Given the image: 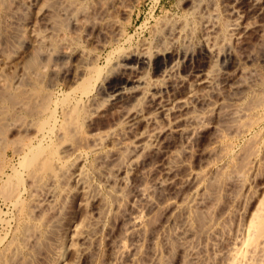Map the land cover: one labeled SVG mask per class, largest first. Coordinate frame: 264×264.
Returning <instances> with one entry per match:
<instances>
[{"label":"rangeland","instance_id":"374dc122","mask_svg":"<svg viewBox=\"0 0 264 264\" xmlns=\"http://www.w3.org/2000/svg\"><path fill=\"white\" fill-rule=\"evenodd\" d=\"M227 1L195 0L192 5L185 0H125V11H119V13L109 9L111 0H0V110H3V114L7 113L5 119L0 122L1 125L5 122V126L0 130L4 132L3 137L6 138V140L3 138L2 142H5L0 144V147L5 146L3 151L2 148L0 149V253L8 249L14 253V248H18V245L20 248L23 245L21 227H19L21 221H19L18 211L13 205L15 190L21 192L19 199L24 204L25 215L28 217L32 215V220L40 217V213L35 212L34 205L37 203L36 200L46 199L49 186H45L47 189L41 188L42 190L37 192L36 198H34L35 196L31 197L29 188L31 181L28 170L32 167H25L23 170L21 169L22 163H20L23 160V155L28 150L30 151L28 148L32 149L33 146L40 145L46 148H55L57 155L65 154L64 159H66H63L62 162L59 161L61 167L60 171L58 170V176L60 189L69 187L66 189L69 196L65 195L67 197L62 198V201H67H65L66 209L62 210L61 214H48V217L45 215L46 222L52 220L48 223L49 226L42 225L39 232L41 238H38V243L32 247L29 246V249H25L23 252L20 251V254L19 252L12 253L14 257L11 258V261L17 259L16 262H18L19 259L22 264H90L95 258L96 264H110L114 240L117 237L116 220L121 211L132 203L136 185L132 184V186L126 187L119 181L111 180L112 175L117 174L114 166L118 162L114 161L116 157L113 153H108L110 150L108 147L111 146L112 150L114 142L117 141V137H114L113 134L120 131V126L118 123H114V121L117 122L115 120L117 117H111L106 111L98 112L96 109L103 108L101 106L102 97L106 87L120 82L119 75L113 68L120 61L121 56L128 51L146 47L153 50L158 45L165 49L171 43L172 37L169 32L171 28H176L177 24H181L180 27L184 30H182V35L176 46L179 49L195 52L202 45L203 29L207 23L216 27L215 43L221 51H225L237 43L232 39L230 30L237 18L242 16L243 23L251 28L246 35L243 49L236 54L240 59L242 71L239 72L235 80L242 83L241 90L234 94V92L226 90L224 86L222 87L224 73L229 70L232 72L234 69L230 68L232 65L228 61L215 58L216 60L213 59L211 64H214L213 66L220 74L216 77L217 81L215 80L218 88L216 92L206 98V107L199 105L195 111L199 114L205 113L211 127L219 125L224 127L225 125L228 134L225 133L226 135L219 144V147L221 146L223 149L217 147L215 151L217 156L215 161L217 174L215 173V176L219 182H210V190L206 192L213 200H211L212 203L214 202L213 205L218 203V212L220 211L219 207H223L228 202L226 194L234 188L233 191L238 190V192L236 191L238 196L237 201L232 204H250L252 202L250 199L252 200L255 195L261 199V194L264 191V0L258 1L257 9L238 10L239 16L237 12L234 14L229 8L230 2ZM35 3L38 6L33 5ZM40 9H44L47 14L42 22L38 21L40 20L39 14L42 12ZM107 9H109L108 16H110L112 24L102 26L101 24H104L102 15L104 11H108ZM76 20L78 23L75 22ZM95 29H103L107 37L100 36L98 38ZM36 36H42L43 40L45 39L44 42L37 41ZM238 58L235 61H238ZM195 62L202 69H208L210 66L208 62L200 61V58ZM67 63L68 65H78L80 68L73 81H68L64 76ZM163 66V62L158 61L148 67L149 69L146 68L147 80L151 82L154 79H160ZM141 96H138L136 105L139 108H144L146 100L144 102ZM11 99L14 101L16 99V103L12 104ZM14 104H17L16 107ZM145 110L144 113H146ZM229 113L235 115L233 121L236 123L232 124L238 128L240 126L239 133L228 131L227 114ZM235 118H237L236 121ZM39 126L44 128L40 130L41 132L38 130ZM47 130L50 132H46ZM93 131L99 134L98 137H103L108 150H105L101 155L92 151ZM44 133L45 135H43ZM48 144L49 147H47ZM140 158L141 161L143 157ZM109 166L110 168H108ZM81 170H84L85 174L87 173L86 180L92 188H90V195L93 194L103 200L107 204L108 212L102 224L104 228L101 226L97 230L98 233L96 232L97 248H93V254L89 253L77 260L73 251H68V245H70L69 238H71L72 231L85 219V212L82 211L76 216L72 212L76 208L73 204L78 205L79 200H84L83 195L79 193L80 183L73 178ZM18 172L20 174H17ZM62 173L63 175H61ZM241 174L243 175L241 176ZM237 176H240V179L242 177V182L239 181L241 185L235 181ZM212 178L214 177L212 176ZM216 190L220 192L213 194ZM219 193L222 195L219 196ZM208 194L205 195L208 196ZM74 198H79L77 203L72 202ZM97 205L94 209L89 210V214L97 211ZM217 205L215 206L217 207ZM73 207L75 208L73 209ZM69 210H71V214ZM212 210L214 211V209ZM212 210L207 212L211 211L212 214ZM93 215L92 217H97L96 214ZM193 216L198 223L200 219L198 213L193 212ZM160 221V213H154L148 220L150 223L149 232L154 230ZM161 248L164 252L163 254L161 252V260L164 264L165 262L166 264H182L181 257L175 250L173 253L171 250ZM56 251H59V257L54 254ZM149 252L150 245L147 237L140 243L138 253V258L141 256L139 260L142 263L146 262L145 259Z\"/></svg>","mask_w":264,"mask_h":264},{"label":"bare ground","instance_id":"6f19581e","mask_svg":"<svg viewBox=\"0 0 264 264\" xmlns=\"http://www.w3.org/2000/svg\"><path fill=\"white\" fill-rule=\"evenodd\" d=\"M111 1L112 3L109 9L116 12L125 11V0ZM185 1L192 4L195 0ZM228 1L230 2V4H228L229 8L232 9L234 14L240 9H257V4L259 3V0ZM33 5H37V3ZM109 9H107L108 11L106 10L107 12H103L102 21L104 24H101L102 26L110 23V16H108ZM43 10L44 9H40L42 12L39 14V22H42L47 16L45 13L46 11ZM239 14L240 12L238 16ZM243 19L244 18L241 16L234 21L233 28L230 30L232 32V39L237 43L225 51H221L219 47H217L215 43L217 29L209 23H207L203 29L202 45L200 44L201 46L198 47L196 52L179 49L176 44L184 29L180 27L182 26L181 24H177V27L171 28L169 32L170 37H172L171 39L169 38L171 43L169 46H166L165 49L158 45L153 50H151V48L142 47L144 49L125 51L126 53L121 56L120 61L114 65L113 70L119 75L120 82L106 87L103 97L101 96L103 98V103L101 105L103 108H98L96 111H106L109 116L117 117L115 119L117 122L114 121V123L119 124L120 131L113 134L114 137H117V141L114 142L115 144L112 150L111 146L108 147V150L110 148L109 151L104 144L103 137H98L99 134L93 131L94 134H92V137L94 144L91 145V147H93L92 151L95 154L101 155L106 150L108 153H113L114 157H116L114 161H117L118 164L115 165L114 168L117 174L112 175V179L110 178L111 180L119 181L121 185H125L126 187H129L128 185L132 186V184H135L136 187L133 191L132 203L130 202L131 204H128V206L121 211L119 217H117V237L114 240L112 254L109 251L111 254L110 264H164L161 260V252L163 251L161 247H163L164 250H175V252L180 255V262L182 264H264V191L261 194V199H258L257 195H253L254 197H252V200L250 199V202L252 201L250 204H232L234 201H237L238 190H236V192L233 191L235 188L233 190L228 188L231 189V191H228L226 194L228 202L223 205V207H219L220 211L218 212V203H215L217 207L213 205V200L206 192L210 190V182H219L215 176L217 172L215 167V161L217 160L215 151L216 148L219 147L221 139L227 134L226 128L225 125L224 127L222 125L211 127L210 123L207 122L208 120L205 113L199 114L195 111L197 106H205L206 98L216 92L218 88L215 84V80L220 74L213 66L214 64H211V61L215 58L217 60L221 58L228 61L230 65H232L230 68L234 69L232 72L229 70L224 73L222 87L224 86L226 90L234 92V94L241 90L242 83L235 80L239 72L242 71L240 69V59L236 54L243 49L242 46L245 44L246 35L251 29L243 23ZM75 22L78 23V20ZM110 24H112V22ZM103 29H95L98 38L100 36L107 37ZM42 36H36V40L44 42L45 39L43 40ZM239 57L242 56L239 55ZM199 58L200 61L204 60L210 64L208 69H202L196 64L195 61L199 60ZM236 58H238V61H235ZM158 61L163 62L164 69L160 79H154L150 82L146 78L145 70ZM79 70L80 68L78 65H68L64 71V76L68 81H73ZM139 95H142L141 97H143L144 102L146 100V107L144 108H139L138 105H136V100H138ZM11 100L12 104L13 102L16 103V99L15 101L13 99ZM17 101L19 102V100ZM16 105L14 104L15 107ZM9 106L11 107V105ZM146 108L149 110L146 111ZM207 108L209 109V107ZM144 110L146 113H144ZM2 111L0 110V122L5 119V114L7 115V113L3 114ZM231 113L227 114L229 122V124H227L229 128L227 129L229 132L236 134L240 132L241 128L240 126L238 128V126L232 124L236 122L233 121V116H235L233 115L234 113ZM236 119L237 118H235V121ZM2 124L3 125L0 123L1 130L3 126H5V122ZM244 127L243 129H245ZM43 129L44 128L40 126L38 127L39 131ZM49 129L51 130L52 128L50 127ZM1 130L0 144L5 142H2L4 132ZM46 132L50 131L47 130ZM43 135H45V133ZM4 139L6 140V138ZM49 146L48 144L47 147ZM4 147L5 146H2L0 149L2 148L3 151ZM73 147H71V149L75 150ZM219 148H221V146ZM28 149H30V151L28 150L27 153L23 155V160L20 163H22L21 167H23L21 169L23 170L25 167H32L28 170L29 179L31 181L29 185L31 197L35 196L34 198H36L37 192L41 191V188L45 186H49L47 187L48 189L45 187L48 192L46 193V199L36 200L37 203L34 205L35 212L37 211L40 213V217L34 220L31 218L32 215H30L31 217L25 215L26 211L24 204H22V201H20L21 199H19L21 192L18 190L13 192V205L18 211V216H16L19 221H21L19 227H21L20 233L22 235L23 245H21L20 248L19 245L17 246L18 248H14V253L11 252V249L0 253V264H22V262H19V259L18 262H16L17 259L13 260L14 262L11 261V258L14 257L13 254L17 252L20 254V251L23 252L25 249H29V246L32 247L38 243V238H41L39 232L42 229V225L49 226L48 223L52 220L50 219L49 222L48 220L46 222L44 218L45 215L48 217V214H61L62 210L66 209V200L62 201V198L67 197L65 196L68 195L66 189L69 187L61 190L58 176V170L61 167L59 163L62 162L65 154L63 156L57 155L55 148H46L40 145ZM140 157H143L141 161ZM112 165L110 166L112 167ZM110 166L108 168H110ZM111 169H113V167ZM65 171L66 169L64 172ZM17 174L20 173L18 172ZM86 174L84 170H81L73 177L76 182L80 183L79 193L80 195L82 194L84 198L82 201L79 200V198L73 199L72 202L74 203H77V200L80 201L78 205L73 204L76 207H73V209L75 208L74 211H72L73 215L76 216L82 211L85 212V219L75 227L72 231L71 238H69L70 245H68V251H73L77 260L92 253L94 247L97 248L95 242L96 232L98 228L101 226L103 227L102 224L108 212L107 204H105L103 200L93 194L92 196L90 195L91 187L86 180ZM61 175H63V173ZM120 175L122 176L120 177ZM242 175L243 174H241V176ZM212 176L214 178H212ZM236 179L235 181L239 183L242 177L240 179V176H237ZM228 182L230 181L228 180ZM239 184L241 185V183ZM13 187L15 188V186ZM25 190L26 189H24V191ZM218 192L220 191L216 190L213 194ZM205 194H208L209 197ZM221 195L219 193V196ZM212 198L214 199V197ZM96 204H98L96 207L97 211L93 214H96L97 217L94 218L92 217L94 216L93 214H89V210L94 209ZM29 206L32 207L31 205ZM212 209H214V211ZM208 210H212L213 213L211 214V211L207 212ZM69 212L71 214V210H69ZM156 212L160 213L161 221L157 227H153L154 230L149 232L150 223H148V220H150V217ZM193 212H197L201 219H199L198 223L195 221ZM228 222H230V225H228ZM147 237L150 245V252L146 256V262L142 263V261L139 260L141 256L138 258V253L140 243L146 240ZM126 241L130 243L127 244ZM58 252L59 251H56L54 254L59 257ZM175 252L173 251V253ZM163 253L164 252H162V254ZM20 259L23 260V258ZM90 264H96L95 258Z\"/></svg>","mask_w":264,"mask_h":264}]
</instances>
